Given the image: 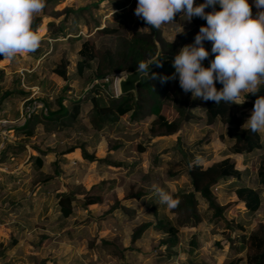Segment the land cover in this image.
I'll return each instance as SVG.
<instances>
[{
    "label": "rangeland",
    "instance_id": "obj_1",
    "mask_svg": "<svg viewBox=\"0 0 264 264\" xmlns=\"http://www.w3.org/2000/svg\"><path fill=\"white\" fill-rule=\"evenodd\" d=\"M248 2L254 6L252 14L255 17L258 12L255 0ZM137 3L138 0H61L54 7L46 4L36 15L42 21L36 31L42 33L47 22L53 25L47 27L48 35L41 36L40 46L35 50L46 49V52L43 51L39 59L28 53L13 57L10 65L6 66V74L0 78V88L8 87L14 75H19L21 79L25 77V82L27 80L20 87L31 91L30 97L36 101L45 97L55 107L51 100L54 95L63 94L66 100L77 99L78 96L85 98L91 76L88 69L81 75L76 73V51L80 42L89 38L98 47L108 46L116 50L120 46V38L132 33H147L148 25L134 14ZM67 8L70 12L66 16L64 10ZM62 20V31H58L54 39L53 30L59 28ZM118 27L119 34L113 35ZM190 27V22L181 12L175 15L173 23L164 24L159 29L161 36L171 42L176 33ZM61 57L67 60L66 80L50 71ZM204 62L210 63L208 60ZM15 69H18L16 73L13 72ZM123 73L113 75L108 84L109 93L118 95L115 81ZM39 81L43 82L41 90L37 88ZM27 84L37 86L27 89ZM244 93L237 103L252 107L244 105L239 110L240 115L251 113L254 108L252 102L244 98ZM201 102L200 98L193 99L192 113L196 118L179 132L168 136L148 134L152 116L131 121L128 114L96 133L87 122L85 111L88 104H84L79 114L82 129L45 130L38 124L33 136L25 141V150L13 154L7 149L3 155L0 154V264H166L160 259L164 254L160 243L165 237L162 232L149 227L134 242H130V236L139 225L154 221L152 206L163 205L158 210L159 217H173L169 207L160 201L155 188H162L172 195L178 187L188 185V165L182 168V174L175 180L170 174L181 169L178 162L184 157L178 151V145L184 143L182 149H185L196 139L208 137L210 142L207 145L196 152L190 149L194 154L193 160L205 169L228 156L244 173L243 182L256 186L255 170L261 150L251 154L246 162L239 155L226 154L227 140L220 138L224 135L225 126L219 122L205 125ZM37 103L36 108L40 109V103ZM21 107L22 101L14 99L0 110L3 115L0 118V150L18 138L14 137L12 127H17L25 118V114L18 113ZM81 144L86 153L98 158L106 155L107 160L119 165L107 167L106 164L83 159L79 148L58 159L61 151ZM136 144L144 146L145 150L138 152ZM34 147L45 152L40 170L47 175H52L55 170L54 180L40 190L32 183L39 170L28 160V155L35 154ZM237 183L229 177L212 188L216 202L224 207L222 218L228 221L227 226L222 222L212 226L203 222L196 229L180 228V249L174 262L169 264H222L234 255L228 248L234 235L247 234L258 223L264 224V196L259 209L249 215L233 193ZM92 185L96 187L91 188ZM81 189L101 195V203L86 209L75 206L71 216L58 219L55 194ZM136 192H143L145 196L124 199L125 195ZM114 199L120 202L124 211L117 208L109 210ZM236 224H240L243 230L235 227ZM192 237L194 248L188 253V241ZM11 239L16 243L8 245Z\"/></svg>",
    "mask_w": 264,
    "mask_h": 264
},
{
    "label": "trees",
    "instance_id": "obj_2",
    "mask_svg": "<svg viewBox=\"0 0 264 264\" xmlns=\"http://www.w3.org/2000/svg\"><path fill=\"white\" fill-rule=\"evenodd\" d=\"M60 1L46 0V4L54 7ZM203 2L204 0H195L197 5ZM249 4L252 5L250 2ZM215 10H221L219 4L215 5ZM253 10L254 6L252 5V12ZM205 11L211 12L213 8H206ZM69 12L68 8L64 10L66 16ZM189 22L191 25L190 29L182 33H176L171 42L166 41L161 36L160 29L151 26H148L147 33H132L127 35V37L120 38V46L116 50H111L108 46L98 47L89 38L82 40L76 51L75 68L78 75H81L85 69L90 72L88 96L85 98L78 96L77 99L66 100L63 94L54 95L51 98L55 105L54 107L52 102L45 97L37 101L30 97L31 91L20 87L22 82H27V80L25 82V77L21 79L19 75H14L15 77L8 87L0 88V110L8 101L16 99L22 101L21 113L25 114V118L17 127H12L14 137H18L16 142L5 145L0 150V154L3 155L7 149L12 150L11 153L13 154L25 150V141L33 136L38 124H41L45 130H61L70 127H81L82 129L79 114L84 104H88V108L85 111L87 122L96 133L114 124L125 114H128V118L131 121H139L144 117L152 116L147 128L150 136L172 135L179 132L181 128L188 126L196 118L192 113V101L194 99L192 93L185 94L183 92L179 85L178 76L176 80H168L166 83H161L159 79L161 76L170 77L175 72L173 62L162 61V66L156 67L148 72L147 75L142 76L136 85L135 95L132 92L118 95L109 93L108 84L112 81L115 73L130 72L144 64L147 59L154 55L156 43L162 53L176 55L183 43L195 40L200 27L206 26V21L199 17H194ZM41 23L40 18L36 17L33 28L36 30ZM63 23V20L60 21L59 28L57 27V30H53L52 38H57V32L62 31ZM52 25L53 23L51 22L46 23V27H51ZM97 33L100 34L98 31ZM117 34H119V27L113 32V35ZM204 47L210 53L209 57L204 61H211L214 59V54H211L212 42L204 41ZM43 51L46 52V49ZM43 51H34L28 54L34 59H39L44 53ZM66 64L67 60L61 57L50 71L61 79L66 80ZM152 73L157 74L156 79H152ZM2 75L3 72L0 69V78ZM37 84L38 90L43 89L42 81ZM216 87L219 90L223 85L216 83ZM243 96L254 105L255 100L259 96H264V84L259 86V92L255 94L246 92ZM37 102L40 103V109L36 108L39 105ZM244 105H239V103L230 104L223 101L216 104L214 101L204 102L202 100L201 111L205 125L219 122L225 126L224 135H220V138L223 141L227 140L226 154L239 155L246 162L251 154L261 150L262 153L258 157L259 160L255 170L256 186L252 187L243 182L244 173L236 168L235 161L228 156L213 162L210 167L205 169L200 163L193 160L194 154L190 149L195 152L198 151L202 146L210 142L208 137L196 139L191 144L186 145L185 149H182V145H184L182 143L177 148L185 159L183 158L178 162V164H181V169L175 172L171 171L170 174L175 180L182 174V168L188 165L186 169L188 185L178 187L172 193V196L180 201L177 207H169V212L173 214V217H159L158 210L162 209L163 205L160 207L152 206L154 221L146 222L136 227L132 231L130 242H134L149 227L152 230H158L165 235L160 241L164 249V254L160 256V259L166 264L174 262L178 249H180L178 246L180 228L196 229L203 222L210 226L222 222L227 226L228 221L222 218L224 207L216 202L212 194V188L221 180L229 177L238 182L233 189V193L237 202H240L244 207L245 212L250 215L259 209L264 196L262 194V191H264V131L254 133L249 129L245 122L250 118L252 112L240 115L239 110L245 106L252 107V105ZM180 139L178 137V140ZM76 148L80 149L81 157L88 161L106 164L107 167L119 165V163L107 160L106 155L98 158L86 153L82 148V144L61 151L57 155L58 159L60 156L73 152ZM33 150L35 154L28 155V160L33 163L35 169L39 170V173L32 180V183H34L36 189L40 190L41 187L54 180L55 170L52 175L44 174L40 168L42 167L45 152L36 147ZM135 150L142 152L145 147L136 144ZM93 187L96 186L92 185L91 188ZM81 190L78 192L66 190L55 194V208L58 219L63 220L71 216L75 206L86 209L101 203V195ZM142 196H145L143 192H136L125 195L124 199H140ZM116 208L124 211V207L120 202L114 199L109 210ZM235 227L243 230L240 224H236ZM193 241V237L188 241L190 245L188 253L193 251ZM230 242L228 248L232 249L234 255L225 259L222 264H264V224L258 223L247 234L234 235ZM15 243L16 240L11 239L8 245Z\"/></svg>",
    "mask_w": 264,
    "mask_h": 264
},
{
    "label": "clouds",
    "instance_id": "obj_3",
    "mask_svg": "<svg viewBox=\"0 0 264 264\" xmlns=\"http://www.w3.org/2000/svg\"><path fill=\"white\" fill-rule=\"evenodd\" d=\"M217 4L219 11L215 10ZM45 6L46 0H0V55L10 59L39 48L41 37L33 23ZM209 7L213 11L206 12ZM255 7L258 12L253 17L248 0H204L198 5L195 0H138L134 14L156 29L173 23L181 12L188 21L194 17L204 19L206 26L200 27L194 43L181 47L175 55V72L159 79L166 83L178 76L183 92H191L194 99L237 104L242 92L255 94L264 84V0H255ZM204 41L212 42L214 59L209 67L202 63L210 55ZM153 63L162 66L160 58ZM140 70L149 71V65L141 64ZM156 78L157 74L152 73V79ZM216 83L223 87L218 90ZM245 123L254 133L264 131V96L255 100ZM155 191L168 207L179 205V199L169 192L159 187Z\"/></svg>",
    "mask_w": 264,
    "mask_h": 264
},
{
    "label": "water",
    "instance_id": "obj_4",
    "mask_svg": "<svg viewBox=\"0 0 264 264\" xmlns=\"http://www.w3.org/2000/svg\"><path fill=\"white\" fill-rule=\"evenodd\" d=\"M192 43H194V40L193 41H187V42L183 43L181 45V47L188 45V44H192ZM174 57H175V55H169V54L162 53L160 51L158 45H156L155 54L152 57H150L149 59H147L146 62L144 63L145 65H149V71H141L140 67H138V68H136L130 72H124L122 75L118 76L116 81H115L117 94H124V93H128V92H132L133 95H135L136 85L139 82L140 78L144 75H147V73L150 72L151 70H153L154 68L158 67V66H156L155 63L151 64L153 61L160 58L161 61L173 62ZM202 63H203V66H205V67L210 66V63H208V62L203 61Z\"/></svg>",
    "mask_w": 264,
    "mask_h": 264
},
{
    "label": "crops",
    "instance_id": "obj_5",
    "mask_svg": "<svg viewBox=\"0 0 264 264\" xmlns=\"http://www.w3.org/2000/svg\"><path fill=\"white\" fill-rule=\"evenodd\" d=\"M44 29H43V32L42 33H38L39 35H40V37L42 36V35H46L47 34V27H43ZM40 29H42L41 27H40ZM39 29V30H40ZM41 32V31H40ZM48 35V34H47ZM41 38H43V37H41ZM21 54V53H20ZM19 54V55H20ZM14 57H17V55H15ZM11 60H12V58H4L2 55H0V69L2 70V72H3V74L5 75L6 74V66L7 65H10V62H11ZM19 69V68H18ZM18 69H15L13 72H17V70ZM19 70H21V68L19 69ZM23 78V77H22ZM22 85L24 86V84H23V82H22ZM28 85V84H27ZM36 87V84H31V85H29V86H27V89L28 88H30V87ZM19 112H21V111H19ZM3 115H1L0 114V118L2 117ZM0 121H2V119H0ZM233 155H236V154H233ZM236 156H238V155H236Z\"/></svg>",
    "mask_w": 264,
    "mask_h": 264
}]
</instances>
